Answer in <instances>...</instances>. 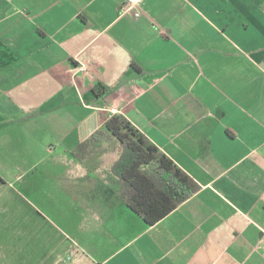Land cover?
Masks as SVG:
<instances>
[{
	"label": "crops",
	"instance_id": "obj_1",
	"mask_svg": "<svg viewBox=\"0 0 264 264\" xmlns=\"http://www.w3.org/2000/svg\"><path fill=\"white\" fill-rule=\"evenodd\" d=\"M125 2L0 0V124L42 134L59 213L41 260L0 264H264V0ZM115 113L200 186L154 224L109 186L118 139L72 154Z\"/></svg>",
	"mask_w": 264,
	"mask_h": 264
},
{
	"label": "trees",
	"instance_id": "obj_2",
	"mask_svg": "<svg viewBox=\"0 0 264 264\" xmlns=\"http://www.w3.org/2000/svg\"><path fill=\"white\" fill-rule=\"evenodd\" d=\"M112 139L122 152L108 172L109 186L146 223H156L198 191L199 184L123 114H112L72 154L83 161L93 141Z\"/></svg>",
	"mask_w": 264,
	"mask_h": 264
},
{
	"label": "rangeland",
	"instance_id": "obj_3",
	"mask_svg": "<svg viewBox=\"0 0 264 264\" xmlns=\"http://www.w3.org/2000/svg\"><path fill=\"white\" fill-rule=\"evenodd\" d=\"M21 128L22 124L17 122L0 124V261L5 262L41 260L45 252L43 233L49 226V216L59 222L58 204L50 199L46 203L43 196L41 175L46 154L42 134L35 133L33 148L27 152L25 142L20 139ZM18 163L34 165L33 169L25 170L33 182L32 192L24 180H15L14 175L20 173L16 170ZM50 209L54 211L52 214Z\"/></svg>",
	"mask_w": 264,
	"mask_h": 264
},
{
	"label": "built area",
	"instance_id": "obj_4",
	"mask_svg": "<svg viewBox=\"0 0 264 264\" xmlns=\"http://www.w3.org/2000/svg\"><path fill=\"white\" fill-rule=\"evenodd\" d=\"M141 2L142 0H126L125 5L123 6L122 13L132 14L134 17L139 18L142 15V11L140 8ZM78 68L81 71H85L87 67L82 64Z\"/></svg>",
	"mask_w": 264,
	"mask_h": 264
}]
</instances>
